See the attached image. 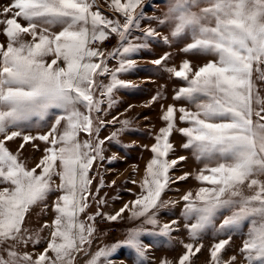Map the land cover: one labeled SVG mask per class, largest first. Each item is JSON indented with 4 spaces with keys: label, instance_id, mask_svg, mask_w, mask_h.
Masks as SVG:
<instances>
[{
    "label": "snow or ice",
    "instance_id": "obj_1",
    "mask_svg": "<svg viewBox=\"0 0 264 264\" xmlns=\"http://www.w3.org/2000/svg\"><path fill=\"white\" fill-rule=\"evenodd\" d=\"M143 3L110 0L108 7L123 18V23L99 8L93 10L95 0H10L0 10L5 17L0 20V34L6 38V43H0V185H6L0 187V245H7V258L0 255V264H74L75 254L86 253L85 245H91L95 233L92 222L100 215L116 221L128 211L130 220L143 217L144 223L158 226L151 235L170 236L177 222L160 224L156 210L176 203L163 201L162 194L172 183L183 182L190 175L170 176V171L186 159H168L174 150L170 142L174 131L185 138L182 148L204 164L194 176L202 186L194 194L188 191L180 197L189 237L198 239L221 209L231 210L217 232L227 235L250 220L239 251L247 264H264V179H260L264 177V97L253 79L255 73L264 81V0H169L162 18L145 17ZM143 19L168 26L172 38H189L181 51L216 59L195 69L187 59L178 68H165L183 82L173 99L186 101L195 110L172 104L164 109L162 105L165 126L151 146L153 155L136 199L113 215L98 210L82 221L80 214L95 196L90 178L94 162L104 159L105 140L115 141L127 130L129 121H119L122 127L104 140L97 135L95 142L80 141L79 135L91 137L106 124L117 122V117L105 121L99 114L115 103L114 91L136 87L119 78L136 66L130 56L147 47L150 39L160 38L152 27L143 29L140 36L132 35ZM112 34L118 37V45L106 52L98 45ZM26 36L30 39H24ZM162 39L169 42L167 35ZM169 56L164 53L151 63L162 66ZM110 60H116L118 66L109 68ZM103 77H108V83H103ZM159 98L157 93L149 104ZM52 109L61 114L47 132L32 135L27 131L32 118L43 121ZM177 113L179 122L187 126L177 127ZM17 139L20 144L14 153L7 144ZM36 141L43 142L45 148L39 162L29 169L20 154L28 144L36 148ZM55 177H59V184L54 186ZM102 186L101 177L96 191ZM245 186L254 190L251 195L244 194ZM53 191L61 195L52 205L55 216L51 225L46 222L43 226L52 229L46 247L35 258L16 251L20 243H40L38 236L27 235L24 223L30 209ZM103 203V198L97 200L98 205ZM144 231L129 229L122 242L141 259L149 246L141 240ZM230 240L229 236L211 245L210 264H236L235 256L222 260ZM182 246L185 251L176 264H190L203 247L192 243ZM116 247L99 248L86 264L109 260ZM161 264L170 262L162 260Z\"/></svg>",
    "mask_w": 264,
    "mask_h": 264
},
{
    "label": "rangeland",
    "instance_id": "obj_2",
    "mask_svg": "<svg viewBox=\"0 0 264 264\" xmlns=\"http://www.w3.org/2000/svg\"><path fill=\"white\" fill-rule=\"evenodd\" d=\"M10 0H0V10L7 6ZM110 0H95L93 10L99 8L102 13L109 18L119 19L123 23V18L111 11L108 7ZM169 0H144L143 11L145 17L162 18L167 11ZM195 10V9H194ZM5 17L0 14V20ZM23 23V21H21ZM3 26L0 25V28ZM152 27L160 34V38L150 39L148 46L140 49L137 53L130 56L135 61V68L120 75V79L130 81L135 88L118 89L113 93V100L115 103L108 109L107 112L99 114L100 118L105 121H111L113 117H117V122L114 124H106L100 129L99 133H93L91 137L84 133L79 135V140L84 141L90 139L95 142L97 135L100 140L111 135L122 125L121 120L129 121L127 130L119 133L115 141H107L102 145L103 160L94 162V166L90 171V178L93 179L91 191L95 193L94 198L90 199L88 208L84 213L80 214V220L86 221L87 216L95 215L99 210L102 214L113 215L126 203L136 199L140 193V183L145 173L147 162L151 159V146L156 142L155 136L159 129L165 126V122L161 119L164 109L169 104L179 108L184 106L186 108L194 109V106L188 104L186 101H176L173 99L175 91L183 86V82L172 77L170 73L165 71L167 67H179L180 63L187 59L191 62L193 68L202 66L209 60H215L216 57L209 54L201 53H185L181 51L185 45L190 42L189 38H172L168 26H161L157 20L143 19L139 29H135L133 36H140L143 29ZM58 30V29H54ZM169 36V42L165 43L163 36ZM30 39V37H24ZM0 43H6V38L0 34ZM118 45V37L112 34L105 42L98 45L104 51H111ZM164 53H169L168 61L162 66H156L151 61L158 59ZM109 68L117 67L116 60H110ZM254 73V84L260 96L264 97V81L256 78ZM103 83H108V77L101 78ZM160 93V98L149 104L151 98ZM99 95V92H97ZM164 106L162 109L161 106ZM131 106V107H129ZM107 108V104L104 105ZM84 109L81 107V111ZM60 110H50L49 116L43 121L37 118H32L29 123L27 131L32 135L43 134L49 130L51 124L57 115H60ZM179 113H177V127L187 126L178 120ZM63 130V123L59 126ZM170 142L174 145V150L169 154L168 159H176L179 156L186 157L185 160L179 162L174 170L170 171V176L178 177L184 173H189V177L183 182L172 183L164 194H162L163 201H175L176 203L168 204L165 207L156 210V219L160 224L168 223L175 220V231L170 236H156L150 233L157 232L158 226L144 223L143 217L135 220H130L128 211L122 213L121 218L116 221H109L104 218V215L96 216L92 222L95 227V233L92 237L91 245H85L87 252L75 254L74 264H86L93 253L98 251L101 247L117 245L109 260L105 261L101 258L99 264H161V261H168L170 264H176L179 256L185 251L184 243H192L194 246H203L202 250L191 258L190 264H210L209 249L211 245L218 242L220 239H228L231 237L230 244L226 246V250L222 253V260L228 261L230 257H236V264H247L241 255L239 249L243 240L246 238V233L250 227V220H245L241 223L239 228L231 230L227 235L217 232L220 223L225 216L231 214V210L221 209L214 217L212 224L201 233L200 237L192 240L184 225L186 221L181 216L183 209V202L180 197L185 192L195 191L201 187L194 176L204 164L197 161L190 150L182 148L185 138L178 132L174 131L170 137ZM20 140L9 142L8 148L14 153L18 149ZM37 147L34 148L32 144H28L20 154V159L29 169L35 167L43 155L45 144L41 141H36ZM115 157L114 159H110ZM39 171V170H38ZM101 177L103 178V186L99 192L96 191L97 185L100 184ZM260 179H264L261 177ZM115 181V184L112 182ZM136 181V183H132ZM59 184V177L54 178V186ZM6 185H0L4 187ZM245 195H251L254 190L243 188ZM61 195L60 191L51 192L46 200L33 206L26 216L24 228L27 229V235L40 239V243L33 245L31 242L16 245L15 250L23 253L28 252L35 258L46 247V242L50 238L51 227H43L47 222L51 225L55 213L52 210V205L56 202L57 197ZM103 198L105 203L97 204V200ZM191 221H187L190 223ZM142 228L144 233L141 235V240L144 244L149 245L146 249V256L141 259L137 256L135 250L127 247L122 242L126 239L129 229ZM7 245H0V255L6 256L4 248Z\"/></svg>",
    "mask_w": 264,
    "mask_h": 264
},
{
    "label": "crops",
    "instance_id": "obj_3",
    "mask_svg": "<svg viewBox=\"0 0 264 264\" xmlns=\"http://www.w3.org/2000/svg\"><path fill=\"white\" fill-rule=\"evenodd\" d=\"M109 261H111V260H109ZM112 262V261H111ZM113 264V263H112Z\"/></svg>",
    "mask_w": 264,
    "mask_h": 264
}]
</instances>
